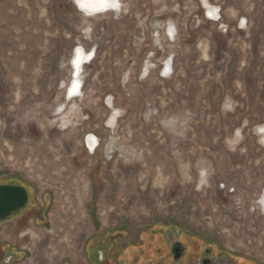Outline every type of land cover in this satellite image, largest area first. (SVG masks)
Here are the masks:
<instances>
[{
	"label": "rangeland",
	"instance_id": "374dc122",
	"mask_svg": "<svg viewBox=\"0 0 264 264\" xmlns=\"http://www.w3.org/2000/svg\"><path fill=\"white\" fill-rule=\"evenodd\" d=\"M208 1L220 9L219 24L206 19L201 0H122V13L95 19H84L75 0H0V175L23 184L31 203L0 223V241L22 251L13 264H65L77 253V264H93L85 247L98 241L101 264H112L116 246L142 242L149 264H166L155 256L167 253L169 239L264 263L256 132L264 125V0ZM166 19L177 23L173 44ZM81 44L95 57L68 113L74 123L62 129L61 82ZM170 52L164 76L159 65ZM150 53L157 67L143 78ZM109 97L121 111L113 128Z\"/></svg>",
	"mask_w": 264,
	"mask_h": 264
},
{
	"label": "bare ground",
	"instance_id": "6f19581e",
	"mask_svg": "<svg viewBox=\"0 0 264 264\" xmlns=\"http://www.w3.org/2000/svg\"><path fill=\"white\" fill-rule=\"evenodd\" d=\"M205 9V16L208 19H211L213 21H217L219 18V7L213 4H210L208 0H201ZM76 6L79 8V13L80 15L84 18H97L106 15L107 13L109 15H115L117 16L118 14L122 13L124 11V8H122V0H75ZM81 3H83L85 6L82 7ZM132 3V2H131ZM130 3V4H131ZM167 4V3H166ZM177 9V8H176ZM164 14V13H163ZM160 15V14H159ZM176 16V15H175ZM167 17V16H166ZM173 18V17H172ZM119 19V18H118ZM166 23H164L162 30L164 32L165 38L168 40V42H171L173 44L176 34H177V27L175 22L172 21V19H166ZM177 20V19H176ZM93 21V20H91ZM158 21V20H157ZM160 21V20H159ZM165 22V21H164ZM89 23V22H88ZM140 24V23H138ZM107 25V24H106ZM160 25V24H158ZM138 26V25H137ZM86 27V26H85ZM161 27V26H160ZM224 27V25H222ZM221 27V28H222ZM142 28V27H141ZM145 30V29H144ZM89 33V29L86 31ZM93 32V30H92ZM143 34V33H142ZM179 34V33H178ZM177 34V35H178ZM154 37V42L156 45H162L161 43V37H160V32L159 29H155V33L153 34ZM90 40V39H89ZM178 45V43H177ZM163 46V45H162ZM138 48V47H137ZM153 48V47H152ZM177 48V47H176ZM180 48V47H179ZM168 50V49H167ZM179 50V49H178ZM149 51V50H148ZM159 51V50H158ZM177 51V50H176ZM97 53V52H96ZM165 53V52H164ZM179 54V53H178ZM177 54V55H178ZM152 53L149 54V58L145 61V63L142 65L141 71V77L145 78L148 76L150 71L154 68H156V64L154 61L150 58ZM170 55V56H169ZM173 53L170 52L168 56H166L161 64L159 65V71L162 72L164 76H168L172 70H173ZM161 56V55H160ZM95 57V47L91 50L86 49L85 46L82 44L78 47H76L72 53V56L69 60V64L71 67L69 79L67 83L64 81L61 82V88H65L64 90V101L60 104H58L57 109L55 110V113L59 115L58 120L60 121L58 125L62 129L66 128L68 125L73 124L72 118L69 117L68 113L77 109L76 102L78 99H80L83 96V82H84V72L86 65L92 63ZM132 58V57H131ZM154 58V57H153ZM63 60V59H62ZM161 61V60H160ZM119 62V61H118ZM66 64V63H65ZM64 64V65H65ZM67 65V64H66ZM120 66V65H119ZM92 70V69H91ZM129 70V69H128ZM86 74V73H85ZM128 76V73L125 72L123 79L125 80ZM120 77V76H119ZM129 78L130 75H129ZM121 82V81H120ZM119 83V82H118ZM129 83V81H128ZM127 83V84H128ZM73 84L78 85V88H73ZM126 84V85H127ZM124 85V84H123ZM88 91V90H87ZM127 91V90H126ZM59 92V91H58ZM86 92V91H85ZM122 92V91H121ZM71 93V94H70ZM85 95V94H84ZM60 96V95H59ZM124 98V96H122ZM128 97V96H127ZM55 98V97H54ZM58 98V97H57ZM126 100V99H125ZM106 102V101H105ZM116 102V101H115ZM69 105V110L64 113V110L66 108V104ZM107 103L111 107L110 109V115L106 121V124L110 127L113 128L115 126V123H117L119 114H120V109L118 107H115L113 104V98L109 97L107 99ZM86 106V104H85ZM155 106V105H154ZM225 107H230V100L227 99L225 102ZM82 108V107H81ZM88 109V108H87ZM148 109V108H147ZM155 111V110H154ZM157 111V109H156ZM155 111V112H156ZM74 112V111H73ZM81 112V111H80ZM150 113V112H149ZM50 114V113H49ZM78 115V114H77ZM82 115V114H81ZM26 116V115H25ZM79 116V115H78ZM155 116V115H154ZM152 117V116H151ZM150 117V119H151ZM57 120V119H56ZM55 121V120H54ZM76 123V122H75ZM86 123V122H85ZM90 123V122H89ZM79 124V122H78ZM85 127V126H84ZM83 127V128H84ZM82 128V129H83ZM260 133L264 135V127L261 126L258 128ZM78 131V130H77ZM114 131V130H113ZM79 132V131H78ZM258 132V130H257ZM237 135H241V131L237 130L236 131ZM114 134V133H113ZM78 135V134H77ZM76 135V136H77ZM63 137V136H62ZM68 137V136H67ZM109 137V136H108ZM74 138V137H73ZM117 138V137H116ZM237 138V137H236ZM70 139V138H69ZM238 139V138H237ZM236 139V140H237ZM117 140V139H116ZM109 141V140H107ZM231 143L233 144L235 142V139L233 138L230 140ZM262 144L264 145V136H262ZM65 142V141H64ZM114 142V141H112ZM69 143V142H67ZM86 144L89 148L90 151H94L96 148V145L98 144V138L97 136L91 134L86 138ZM114 146V144H113ZM105 147V146H104ZM115 148V146H114ZM117 149V148H116ZM119 149V148H118ZM115 151V150H114ZM111 152V151H110ZM117 153V152H116ZM115 154V153H114ZM201 170L204 172L203 174H206V170L204 167L201 168ZM264 185L262 186L259 198L257 200L258 207L261 208V210H264V191L262 190ZM224 188V187H223ZM234 188V187H233ZM236 191V189H235ZM235 195V192H234ZM233 195V196H234ZM238 196V195H237ZM235 197V196H234ZM240 197V196H239ZM233 199V197H232ZM253 203V202H252ZM237 204V203H236ZM254 204V203H253ZM256 204V205H257ZM254 210V209H252ZM258 210V209H257ZM261 213V212H260ZM263 213V212H262ZM254 214V213H253Z\"/></svg>",
	"mask_w": 264,
	"mask_h": 264
},
{
	"label": "flooded vegetation",
	"instance_id": "af4514ba",
	"mask_svg": "<svg viewBox=\"0 0 264 264\" xmlns=\"http://www.w3.org/2000/svg\"><path fill=\"white\" fill-rule=\"evenodd\" d=\"M218 12H219V18L217 21H215L217 22V24H219L218 22L221 19L220 9ZM204 14H205V10H204ZM206 19L208 20V18ZM237 21H239V19H237ZM238 24H239L240 29H244L246 26V20L243 18L242 20L239 21ZM261 126L264 127V125H259L256 129V132L258 130L257 135L259 138V142L261 144V147L264 149V145L262 144V141H261L262 136L264 135L260 133L258 129ZM2 184H18V185L24 186L23 184L19 183V181H17L15 177L13 176L6 177L5 175H0V185ZM28 197L29 198H28V202L26 206L22 208L21 210H19L18 212L26 209L28 206L31 207L29 192H28ZM18 212L11 214L10 216H8L7 218L3 220H0V223L9 219L10 217H12ZM45 212L46 211H44V215H45ZM38 214L39 215H37L36 218L41 220L43 217L41 211H38ZM130 239L131 237H129V240ZM177 242H179L181 246H177L176 248L182 247V251H177L178 254H180V256L178 258H175V253L173 249L175 248V243ZM100 247H101V243L99 241L95 242L94 244L93 242L92 244L89 242V244L87 245V248L85 247V251H87V258L93 264H101V259L99 258L100 253H101ZM145 247H147V243L145 246L143 242L137 246L130 244L129 248H125V249H123L122 247L120 248L119 246H116L117 254H115V256L112 257L111 263L112 264H149L148 251H147V248ZM167 249L168 250L166 254H163L160 257H157V254L155 256L156 258H159V260L162 261V263H166V264H216L218 262H216L214 258L215 255H217L218 257L221 256L223 259H225V261L223 260L224 264H251L248 262L249 260L247 259H244V258L238 259L235 257H229L222 251H218L219 252L218 254L213 253L215 250L209 247L204 248L201 252L199 247L196 246V243L193 241H192V244H190L189 248H186L182 244L181 241H178V240L170 241L169 239V248L167 247ZM21 253L22 251L20 249H18L16 246H13V244L9 243L8 241L6 240L0 241V264H13L16 260L19 259ZM133 253H136V254L132 255ZM104 260H107V259L105 258ZM254 264H264V263H254Z\"/></svg>",
	"mask_w": 264,
	"mask_h": 264
},
{
	"label": "water",
	"instance_id": "95a60500",
	"mask_svg": "<svg viewBox=\"0 0 264 264\" xmlns=\"http://www.w3.org/2000/svg\"><path fill=\"white\" fill-rule=\"evenodd\" d=\"M28 198V191L22 185H0V220L24 208L28 202ZM177 246H181V244L179 242L175 243V248L173 249L175 258L180 256L177 251H182V247L176 248Z\"/></svg>",
	"mask_w": 264,
	"mask_h": 264
},
{
	"label": "crops",
	"instance_id": "0c3cea01",
	"mask_svg": "<svg viewBox=\"0 0 264 264\" xmlns=\"http://www.w3.org/2000/svg\"><path fill=\"white\" fill-rule=\"evenodd\" d=\"M211 4V3H210ZM202 44V43H201ZM238 139H237V138ZM241 137V135H237V133L235 132V135H234V139H235V141H238L239 140V138ZM237 139V140H236ZM202 163H204V164H202ZM202 163H200V168H202L203 166H204V169L206 170V174H204L205 176H206V178L208 177V170H209V166H208V164L206 163V162H202ZM203 165V166H202ZM60 213V216L62 217V219L64 220V209L61 207V212H59ZM49 221V220H48ZM61 241H63L64 240V238H62V239H60ZM52 244H54V243H52ZM53 246V245H52ZM82 251H83V247H82ZM86 252V251H85ZM78 255H77V257L78 258H73V257H71V256H67V257H65L64 259V262H65V264H77V261L78 262H80V254L79 253H77ZM88 260V259H87ZM81 261H83L82 259H81ZM84 263V262H83ZM83 263H81V264H83Z\"/></svg>",
	"mask_w": 264,
	"mask_h": 264
},
{
	"label": "snow or ice",
	"instance_id": "6c2138e0",
	"mask_svg": "<svg viewBox=\"0 0 264 264\" xmlns=\"http://www.w3.org/2000/svg\"><path fill=\"white\" fill-rule=\"evenodd\" d=\"M81 6L84 7L85 5L83 3H81ZM73 88H78V85L73 84ZM71 94V93H70Z\"/></svg>",
	"mask_w": 264,
	"mask_h": 264
},
{
	"label": "trees",
	"instance_id": "16d2710c",
	"mask_svg": "<svg viewBox=\"0 0 264 264\" xmlns=\"http://www.w3.org/2000/svg\"><path fill=\"white\" fill-rule=\"evenodd\" d=\"M146 240H148V238H146ZM150 251H151V250H150ZM150 251H149V252H150ZM152 257H153V256H152ZM249 263L254 264V262H249Z\"/></svg>",
	"mask_w": 264,
	"mask_h": 264
},
{
	"label": "built area",
	"instance_id": "2783aa9c",
	"mask_svg": "<svg viewBox=\"0 0 264 264\" xmlns=\"http://www.w3.org/2000/svg\"><path fill=\"white\" fill-rule=\"evenodd\" d=\"M262 190L264 191V188Z\"/></svg>",
	"mask_w": 264,
	"mask_h": 264
}]
</instances>
